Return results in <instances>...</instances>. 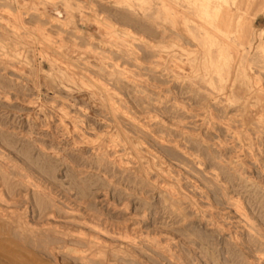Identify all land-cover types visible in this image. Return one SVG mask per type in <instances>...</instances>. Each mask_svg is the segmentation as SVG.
I'll return each mask as SVG.
<instances>
[{"label":"rangeland","instance_id":"obj_1","mask_svg":"<svg viewBox=\"0 0 264 264\" xmlns=\"http://www.w3.org/2000/svg\"><path fill=\"white\" fill-rule=\"evenodd\" d=\"M0 207L86 264H264V0H0Z\"/></svg>","mask_w":264,"mask_h":264},{"label":"bare ground","instance_id":"obj_2","mask_svg":"<svg viewBox=\"0 0 264 264\" xmlns=\"http://www.w3.org/2000/svg\"><path fill=\"white\" fill-rule=\"evenodd\" d=\"M1 186H3V185H1ZM10 199H9V201L12 200V199L11 200ZM4 201L5 200H3V202ZM10 204H11V202H10ZM10 204H7V206L10 205ZM10 208H9L10 210L8 208H7L8 210H5V209H2L0 207V245L1 244L2 245L3 244H12V246L13 245L16 246L19 250L38 251V252H41V253H43L45 255L54 257L55 261L58 260L57 258H59V256H61V254L64 253V250L68 254L70 249H68V247H67L68 244L67 245L65 244L67 242H73V243H76V244H79V245L87 246L90 250H92L93 248L105 247V246H103V243L101 242L102 241L101 239H100L101 240L100 241V240H98V238L94 239V238H91V237H86V236L81 235L79 233L78 234H64V233L58 231L55 227H53V225L50 222H47L46 224L41 225L40 227L39 226L38 227H30V226H28L27 224H25L22 221L23 219L20 217V214L17 215L16 213H14V210L12 209V207H10ZM12 210H13V212H12ZM53 214L55 215L54 212L52 213V215ZM116 226H118V225L116 224ZM120 228H121V226H120ZM135 228H137V227H135ZM107 230H108V228H107ZM111 234H113V233H111ZM5 248L8 249L9 246H8V248L5 246ZM71 251L69 253H72L70 258L73 259V261L80 262V263H83V264H86L88 262V260H89L88 257H87L88 254L86 255L85 251L84 252L83 251H79V250H71ZM110 252H112V250H110ZM68 255H70V254H68ZM33 256H35V255H33ZM0 257H2V256H0ZM3 258H1V259H3ZM7 258L9 259L8 256L5 257V259H7ZM17 260L16 261L15 260H11V258H10V260L8 262H9V264H25L23 261H21V260L17 261ZM29 261L31 262V260H29ZM97 264H109V263H107L105 260H100V261L97 262Z\"/></svg>","mask_w":264,"mask_h":264}]
</instances>
